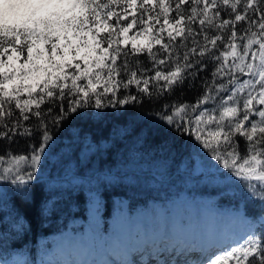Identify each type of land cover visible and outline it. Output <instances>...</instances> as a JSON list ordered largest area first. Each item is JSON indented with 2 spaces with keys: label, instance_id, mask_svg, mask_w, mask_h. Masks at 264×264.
Returning a JSON list of instances; mask_svg holds the SVG:
<instances>
[{
  "label": "snow or ice",
  "instance_id": "obj_1",
  "mask_svg": "<svg viewBox=\"0 0 264 264\" xmlns=\"http://www.w3.org/2000/svg\"><path fill=\"white\" fill-rule=\"evenodd\" d=\"M139 12L137 0H0V209L5 187L18 217L17 200L34 202L43 162L66 131L74 142L102 146L72 130L85 110L132 106L149 119L110 127L108 137L151 141L169 153L187 141L227 170L222 175L235 178L264 217V0H141ZM141 34L148 42L138 46ZM22 37L27 55L17 70ZM41 42L44 65L33 57ZM44 56L37 49L36 59ZM99 208L94 198L93 214ZM244 219L250 231L240 241L192 247L184 264H264V221L257 230Z\"/></svg>",
  "mask_w": 264,
  "mask_h": 264
},
{
  "label": "rangeland",
  "instance_id": "obj_2",
  "mask_svg": "<svg viewBox=\"0 0 264 264\" xmlns=\"http://www.w3.org/2000/svg\"><path fill=\"white\" fill-rule=\"evenodd\" d=\"M137 30L130 31L129 36H133ZM69 35L74 43H79L75 35L71 33ZM146 39L141 34L136 42L143 44ZM60 43L63 45L65 41L61 39ZM37 49L44 51V59H36ZM83 54L84 49H81L77 59ZM13 55L12 64L19 70L27 52L23 54L17 52ZM16 56H19V59ZM33 57L36 64L46 63L47 46L43 42L34 46ZM55 58L60 60L59 55ZM68 59H71V56ZM66 70L70 71V69ZM3 71H11V69L5 68ZM191 150L193 154L190 156L189 166L183 163L179 170H173L171 174L174 176L179 172L184 177H192L187 180L195 185L204 183L210 186L202 195L196 192L201 190L199 187L187 191L171 189L170 186L167 190L177 195L169 194L175 198L165 203L162 209L157 208L154 215L148 214L146 209L130 210L124 198L115 197L113 209L106 217L103 213L104 200L93 192L87 219L72 218L67 227L50 232L39 239L41 246L37 247V254L40 257V264H65V262L68 264H184L186 259L191 258L188 249L192 247H206L212 239L224 244L240 241L245 233L250 231V225L245 222L244 217L247 216L249 221H253L244 210V202L241 200L244 198V191H240V187L234 184L235 178L222 175V172L227 170L218 167L209 157L198 153L196 148L192 147ZM58 165L61 169L52 170ZM65 165L67 168L63 169ZM130 168L139 173L145 172L146 169L150 170V173H156L154 167H140L133 164L128 169ZM38 177L39 180L43 179L51 185L64 182L73 186L71 188L77 189L81 185L91 187L95 176L91 175V170L88 173L76 171L69 159L56 165L55 159L49 156L43 162ZM227 190L239 193L238 202L219 200L218 195ZM5 191L6 187L3 199L8 190ZM94 198L100 205L96 214L92 212ZM2 209L5 210L6 205H3ZM9 217H13L12 213ZM257 219L264 221L261 215L257 216ZM117 232H119L120 244L109 240V237ZM26 256L22 250L12 249L9 254L10 264H31Z\"/></svg>",
  "mask_w": 264,
  "mask_h": 264
},
{
  "label": "trees",
  "instance_id": "obj_3",
  "mask_svg": "<svg viewBox=\"0 0 264 264\" xmlns=\"http://www.w3.org/2000/svg\"><path fill=\"white\" fill-rule=\"evenodd\" d=\"M102 2H105V0H102ZM140 2L141 0H137L138 16L140 14ZM171 16H175V13H171ZM112 22H114V19ZM139 27L138 24L136 29H139ZM104 34L103 32L101 33V35ZM155 34L156 29L154 28L152 35ZM23 41L24 37L21 38V44L17 46V52L21 54L27 52ZM147 42L148 40L146 39L143 44ZM143 44L141 42L137 43L138 46ZM130 46L131 40L128 44L129 48ZM158 47L159 45L154 44L153 51ZM140 58L146 60L145 55H141ZM129 59H132V57L130 56ZM39 75L43 76L44 74L40 73ZM20 82V76L17 75L14 83L19 84ZM33 82L31 79L25 81V83L29 84ZM80 83L84 82L81 81ZM9 87L11 88V85ZM38 91L37 89L36 92ZM195 95L196 93L188 92L185 99L193 101ZM26 98V92L20 96L21 100ZM85 111L88 113L86 116L72 122V130L82 129L94 134L100 139L102 146L89 148V145L83 141L74 142L69 139L71 134V130H69L57 140L56 146L49 156L55 159L56 165L69 159L76 171L88 173L91 170V175L95 176L91 187L81 185L78 188L74 186L77 188L75 189L64 182L51 185L38 178L35 182L34 202L32 204H24L18 200L16 201V208L20 213L19 217L12 208V191L6 187L8 192L3 199V205H6V209H0V264L11 263L9 254L12 249L25 252L27 255L26 259L31 264H40V257L37 254V247L40 248L41 246L39 239L43 235L60 231L67 227L72 218L87 219L93 192L104 200L103 213L106 217L113 209L115 197L124 198L130 210L146 209L148 214L154 215L157 208L162 209L165 203L175 198L169 194L177 195V193L167 190L170 186L171 189H184L187 191L193 188L196 190L199 187L201 190L196 192L200 195L210 187L204 183L195 185L187 180L192 177H184L179 172L174 176L171 174L173 170H179L183 163L187 167L190 164V156H192L193 152L191 150L192 145L187 141L181 145L179 152L173 151L169 153L161 151L156 143L151 141L134 144L129 140H118L114 136H107L108 129L113 126L123 128L144 124L145 120L149 119L147 109L142 110L138 107L124 106L119 111L113 109H87ZM21 148H23V142L21 143ZM80 163L82 164L79 165ZM133 164L140 167H154L156 175L150 173L148 169L142 173L134 171L132 168L128 169ZM56 168L59 169V165L52 170L55 171L57 170ZM66 168L65 165L63 169ZM164 179L168 181H164ZM233 182L240 187V191H244L243 187L236 182V179ZM243 193L244 198H241V200L244 202V210L248 216L252 217L256 229L259 230L261 224V221L257 219V216L260 215L259 209L249 203L246 200L245 192ZM238 194V192L227 190V192L220 193L218 198L221 202L230 201L235 203L238 202ZM7 206L9 209H7ZM45 206L48 211L42 214L41 208ZM10 213H12L13 217H9Z\"/></svg>",
  "mask_w": 264,
  "mask_h": 264
},
{
  "label": "bare ground",
  "instance_id": "obj_4",
  "mask_svg": "<svg viewBox=\"0 0 264 264\" xmlns=\"http://www.w3.org/2000/svg\"><path fill=\"white\" fill-rule=\"evenodd\" d=\"M231 224V223H230ZM119 232L117 233H113L110 237L109 240L111 239V242H116L118 244H120V238H119ZM149 234V233H148ZM229 237V236H228ZM193 239V238H192ZM145 241V240H144ZM117 244V245H118ZM83 245V244H82ZM118 248V247H117ZM86 249V248H85ZM74 250V249H73ZM158 255V254H157ZM168 259V258H167Z\"/></svg>",
  "mask_w": 264,
  "mask_h": 264
}]
</instances>
